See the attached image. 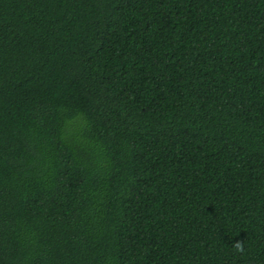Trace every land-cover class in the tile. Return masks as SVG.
<instances>
[{"label":"trees","instance_id":"16d2710c","mask_svg":"<svg viewBox=\"0 0 264 264\" xmlns=\"http://www.w3.org/2000/svg\"><path fill=\"white\" fill-rule=\"evenodd\" d=\"M0 264H264V0H0Z\"/></svg>","mask_w":264,"mask_h":264}]
</instances>
